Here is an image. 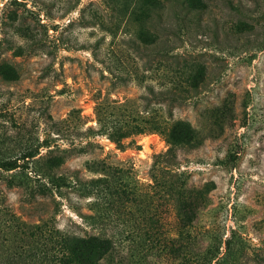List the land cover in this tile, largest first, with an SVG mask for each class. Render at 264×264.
Instances as JSON below:
<instances>
[{
    "label": "rangeland",
    "instance_id": "374dc122",
    "mask_svg": "<svg viewBox=\"0 0 264 264\" xmlns=\"http://www.w3.org/2000/svg\"><path fill=\"white\" fill-rule=\"evenodd\" d=\"M180 187L264 264V0H0V264H117Z\"/></svg>",
    "mask_w": 264,
    "mask_h": 264
},
{
    "label": "trees",
    "instance_id": "16d2710c",
    "mask_svg": "<svg viewBox=\"0 0 264 264\" xmlns=\"http://www.w3.org/2000/svg\"><path fill=\"white\" fill-rule=\"evenodd\" d=\"M17 166L20 164L17 159H13L7 163L6 168L12 169ZM208 194L207 197L202 198L198 187H180L174 203V222L169 223L171 228L165 227L166 223L163 222L158 225H148L142 231V237L139 240L130 237L126 250L114 254L116 263L136 264L142 262L151 264L148 256L155 252L175 257L176 255L182 256L186 251L192 253L193 264H211L213 259L215 264H224L223 255L232 248L229 244L234 239L233 235H230L227 240L224 239L226 242L225 251H222L223 239L217 234L218 229L214 223L211 225V221L201 223L197 220L199 212L209 203ZM170 229H175L178 233L171 234ZM110 242L113 245L115 243L113 240ZM81 249L88 251V243L85 242ZM113 249L116 251L115 246ZM201 255L211 258L205 260V257H201ZM87 261H91V259L88 258Z\"/></svg>",
    "mask_w": 264,
    "mask_h": 264
}]
</instances>
